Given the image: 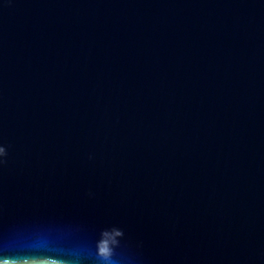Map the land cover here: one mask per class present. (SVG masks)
I'll return each mask as SVG.
<instances>
[{
  "label": "water",
  "instance_id": "water-1",
  "mask_svg": "<svg viewBox=\"0 0 264 264\" xmlns=\"http://www.w3.org/2000/svg\"><path fill=\"white\" fill-rule=\"evenodd\" d=\"M0 264H264V0H0Z\"/></svg>",
  "mask_w": 264,
  "mask_h": 264
},
{
  "label": "clouds",
  "instance_id": "clouds-1",
  "mask_svg": "<svg viewBox=\"0 0 264 264\" xmlns=\"http://www.w3.org/2000/svg\"><path fill=\"white\" fill-rule=\"evenodd\" d=\"M105 251H106V249H105Z\"/></svg>",
  "mask_w": 264,
  "mask_h": 264
}]
</instances>
